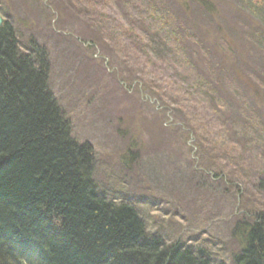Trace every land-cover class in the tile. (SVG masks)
Here are the masks:
<instances>
[{
  "label": "rangeland",
  "instance_id": "obj_1",
  "mask_svg": "<svg viewBox=\"0 0 264 264\" xmlns=\"http://www.w3.org/2000/svg\"><path fill=\"white\" fill-rule=\"evenodd\" d=\"M0 14L14 23L23 45L33 39L48 50L50 87L74 138L95 148L100 181L107 184L104 174L109 172L116 187L123 185L121 191L158 193L150 208L140 202L153 232L172 240L179 235L189 243L202 233L216 244L210 256L232 264L239 251L232 226L246 219L264 222V74L255 71L264 69V0H0ZM173 31L180 35L179 50L173 44L157 46L144 33L164 38ZM208 50L218 54L212 66L225 65L227 74L229 61H239L246 70L253 65L258 79L242 78V83L259 107L237 108L242 101L225 80L217 88V100L208 105L207 95L198 97L195 80ZM147 87L169 98L176 89L175 105L186 113L179 118L185 124L183 137L177 133L167 138L172 134L165 106L151 100L155 92ZM233 97L236 102L230 103ZM225 105L230 108L224 112ZM131 140L143 150L134 152L136 170L129 171L123 159ZM231 157L239 162L235 170L243 178L241 190L226 187L219 177L203 176L207 167L229 168ZM179 187L196 194L187 199L184 192L179 204L174 200ZM183 207L186 222L177 214ZM202 210L209 211L205 220ZM206 224L205 234L201 229Z\"/></svg>",
  "mask_w": 264,
  "mask_h": 264
},
{
  "label": "trees",
  "instance_id": "obj_2",
  "mask_svg": "<svg viewBox=\"0 0 264 264\" xmlns=\"http://www.w3.org/2000/svg\"><path fill=\"white\" fill-rule=\"evenodd\" d=\"M159 13L153 12L158 15L157 20L162 16ZM177 25L175 23V27ZM185 31L184 34L188 33ZM173 32L164 38L159 33L154 36L144 33L152 38L151 41L155 40L157 46L173 44L179 50L180 35ZM146 41L149 44V40ZM151 44L157 54L156 44ZM20 46L14 23L5 22L0 28V264H9L8 258L17 249L28 248H37L42 253L41 264H227L214 254L210 256L214 243L201 234L194 235L189 243L183 237L178 238L179 235L172 240L171 236L151 232V221L142 209L138 211L127 202L119 205L116 199L108 196L104 189H109V185L116 187L112 181L114 175L108 172L104 175L108 183L100 182L95 149L88 144L80 146L74 138L69 118L52 94L48 51L35 45L32 46L35 52L26 54ZM229 51L240 56L237 50ZM146 54H149L147 50ZM166 55H170L169 52ZM204 55L205 62L195 80L198 97L204 98L202 93L207 95L204 101L208 105L210 100H217L220 96L217 88L225 80L227 86L235 87L236 97L242 101L237 108L255 109L256 96L247 94L242 78L258 79L256 75H263L264 69H255L257 73L253 65L251 70H246L239 61H229L227 74L225 65L215 67L211 64L217 53ZM206 75H210V79ZM147 89L155 92L151 87ZM173 92L178 96L176 89ZM223 94L228 97L227 91ZM176 96L169 98L164 91L161 95L151 93V100L159 103V107L165 106L167 122L172 118L168 128L172 137L167 135L170 140L177 133L183 137L185 130L179 118L186 113L175 105ZM232 102H236L234 97L230 99ZM227 108L225 105L222 109L225 112ZM260 133L263 136L264 130ZM184 139L189 140L186 136ZM136 145L130 141L127 152L131 154L123 159L129 171L133 170L130 156L137 159L134 152L143 150ZM230 160L229 168L220 165L213 171L207 167L203 176L208 180L219 177L226 187L241 190L239 185L243 178L235 170L239 162L233 157ZM191 168L194 172L198 170L194 165ZM195 175L192 173V180ZM179 189L174 200L182 204L185 189ZM189 190L191 196L188 198H191L195 192ZM177 214L181 220H189L184 207ZM207 217L209 211L202 210L201 220ZM206 227L208 224L201 230ZM231 232L239 245V251L231 257L233 264H264V222L255 224L246 219L232 226ZM37 237L42 242L33 244V238Z\"/></svg>",
  "mask_w": 264,
  "mask_h": 264
},
{
  "label": "bare ground",
  "instance_id": "obj_3",
  "mask_svg": "<svg viewBox=\"0 0 264 264\" xmlns=\"http://www.w3.org/2000/svg\"><path fill=\"white\" fill-rule=\"evenodd\" d=\"M35 19H39V23L40 21L42 20V17H34ZM33 18V21L35 20ZM131 158V162H132V168L134 170L135 169V165H134V161H135V158L133 156H130ZM129 159V158H128ZM32 239H30L31 241ZM34 243L33 244H37L38 242H42L41 240L37 238H33L32 240ZM48 243V241H45ZM47 245V244H46ZM9 260V264H38L36 262V260H43V258L41 256H32V254L30 252H28L27 250H21V249H17L15 254L12 255L11 257L8 258Z\"/></svg>",
  "mask_w": 264,
  "mask_h": 264
},
{
  "label": "water",
  "instance_id": "obj_4",
  "mask_svg": "<svg viewBox=\"0 0 264 264\" xmlns=\"http://www.w3.org/2000/svg\"><path fill=\"white\" fill-rule=\"evenodd\" d=\"M3 21V18L0 16V26L2 25Z\"/></svg>",
  "mask_w": 264,
  "mask_h": 264
}]
</instances>
